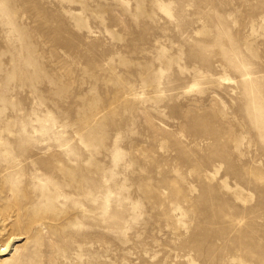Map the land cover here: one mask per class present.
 Masks as SVG:
<instances>
[{
	"label": "rangeland",
	"instance_id": "obj_1",
	"mask_svg": "<svg viewBox=\"0 0 264 264\" xmlns=\"http://www.w3.org/2000/svg\"><path fill=\"white\" fill-rule=\"evenodd\" d=\"M0 264H264V0H0Z\"/></svg>",
	"mask_w": 264,
	"mask_h": 264
}]
</instances>
